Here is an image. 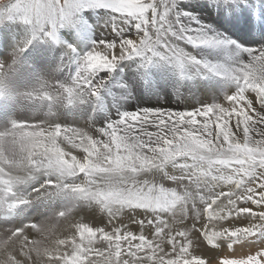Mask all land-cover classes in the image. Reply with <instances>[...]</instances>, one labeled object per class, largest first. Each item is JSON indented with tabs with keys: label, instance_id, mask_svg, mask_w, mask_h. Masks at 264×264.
Segmentation results:
<instances>
[{
	"label": "snow or ice",
	"instance_id": "6c2138e0",
	"mask_svg": "<svg viewBox=\"0 0 264 264\" xmlns=\"http://www.w3.org/2000/svg\"><path fill=\"white\" fill-rule=\"evenodd\" d=\"M185 3H0V28L20 29L0 58V264H264V46L242 48ZM41 46L44 70L28 59ZM133 65L176 95H219L112 119L115 74ZM74 111L80 123L62 119Z\"/></svg>",
	"mask_w": 264,
	"mask_h": 264
},
{
	"label": "bare ground",
	"instance_id": "6f19581e",
	"mask_svg": "<svg viewBox=\"0 0 264 264\" xmlns=\"http://www.w3.org/2000/svg\"><path fill=\"white\" fill-rule=\"evenodd\" d=\"M4 2L6 3L7 0H4ZM179 9L184 12L191 13L192 17L199 20L202 26H210L219 33H222L223 35L227 36L230 40L235 41L236 44H238L242 48H258L264 46V0H248L247 5L241 3L238 7L230 8L229 10H225L223 8L218 7L216 4L211 3L210 0H188V3L181 4L179 6ZM92 15L95 20H98L100 24H102L103 18L105 16L104 12H97ZM193 27H195V25H193ZM19 31V27L0 28V58H5L7 56V53L11 51V47L13 44V33ZM102 32L103 29L99 28L97 34L99 35ZM36 53L30 54V59L35 65L34 68L42 70L46 69L47 64L42 59L41 53ZM134 68H136L134 65L132 67L122 66V68L119 69L115 74L118 80L123 81L120 87L125 89L123 94L119 96H114V101H118V103H116V107L119 108L121 111H125L127 108H133L127 106L129 101H134L135 103L137 102V105L135 106L142 105L145 101H147L144 98L146 93L144 87H133L129 81H126L131 79H134L136 81V78H134L133 76ZM28 73H25V76H27ZM20 74L15 78L14 83H18V87H23L27 83H29V79H26L24 75L21 76ZM125 84L127 85L123 87ZM145 86H147V91L149 92L148 96L152 97V99H155L158 96L171 97L170 93L173 92V89L165 88L162 85L158 88L156 82L151 80H149ZM131 91L134 93H132ZM193 93L195 94H189L185 90L182 100H180V98L175 100L171 97L170 104H167L166 108L183 110L185 107L195 106L197 100H199L200 102H210L213 94L217 96L219 95L218 91L211 94H205L202 89H193ZM157 104L160 103L157 101ZM9 114H11L10 110L0 113V118ZM29 114V111L26 109L23 111L15 112L17 118H26ZM72 114L73 119H71L70 114L68 113H63L62 119H64V121L67 123H80L82 118L84 117V113H81L79 111H75ZM101 122L102 121L100 120L99 123L97 121V126L102 125L103 122ZM83 211H85L83 214L87 215L88 210Z\"/></svg>",
	"mask_w": 264,
	"mask_h": 264
},
{
	"label": "rangeland",
	"instance_id": "374dc122",
	"mask_svg": "<svg viewBox=\"0 0 264 264\" xmlns=\"http://www.w3.org/2000/svg\"><path fill=\"white\" fill-rule=\"evenodd\" d=\"M42 48H43V46H41ZM42 48L41 49H38L37 51H35V52H31L30 51V53L28 54V59H29V63L30 64H32V66L33 67H35V65L32 63V61H31V59H30V54L31 53H36V52H38L39 54L41 53V50H42ZM37 54V53H36ZM36 54H34V55H36ZM24 70V71H23ZM25 70H27V71H25ZM29 70H31V69H29L28 67H27V69H26V67L25 68H22L21 69V71H20V73H22V74H20L21 76L22 75H24V77L26 78V79H29V73H30V71ZM29 72V73H28ZM133 76H134V78H136V81L134 80V79H131V80H126V81H129L131 84H132V86L134 87H137V86H141V87H144L145 88V96H144V98H145V100H147V101H145L144 102V104H142V105H139V106H135V105H137V102L135 103L134 101H129L128 102V105L127 106H130V107H133V108H127L126 110L127 111H137L138 109H142V108H164V109H168V108H166V106H167V104L169 105L170 104V99H171V97H172V99H175V100H177V99H179L180 98V100H182L183 98V96H184V93H185V90H182V94L181 95H176V94H174V92H172V93H170L171 94V97L170 96H158L157 98H155V99H152V97H150V96H148L149 94V92L147 91V86H145L146 84H147V82L150 80L149 78H145V77H142V76H139L138 74H137V70H136V68H134L133 69ZM25 73L27 74L28 73V75L27 76H25ZM157 74V70H153V74ZM154 74V75H155ZM138 75V76H137ZM28 77V78H27ZM19 78V77H18ZM25 80V79H24ZM143 80V81H142ZM135 82H136V84H135ZM16 85L18 84V83H15ZM127 84H125L123 87H125ZM132 92V91H131ZM132 93H134V92H132ZM131 93V94H132ZM169 94V95H170ZM169 97V98H168ZM151 98V99H150ZM168 99V100H167ZM157 101L160 103V104H157ZM131 102V103H130ZM134 102V103H133ZM147 102V103H146ZM153 103V104H152ZM165 104V105H164ZM132 105V106H131ZM164 105V106H163ZM115 108H117V107H115ZM132 109V110H131ZM116 109H112L111 110V112H110V116H111V118L112 119H115V118H117V112L115 111ZM125 110V111H126ZM75 112V111H74ZM74 112H65L64 114H66V113H68V114H70V117H71V119H73V114L72 113H74ZM115 114H114V113ZM86 115V113H84V116ZM101 116H103V114H101ZM114 117V118H113ZM100 121H102V122H104L103 121V119L101 120L100 119ZM101 122V123H102ZM98 123H99V120H98Z\"/></svg>",
	"mask_w": 264,
	"mask_h": 264
},
{
	"label": "clouds",
	"instance_id": "9594fccd",
	"mask_svg": "<svg viewBox=\"0 0 264 264\" xmlns=\"http://www.w3.org/2000/svg\"><path fill=\"white\" fill-rule=\"evenodd\" d=\"M0 3H4V0H0Z\"/></svg>",
	"mask_w": 264,
	"mask_h": 264
}]
</instances>
